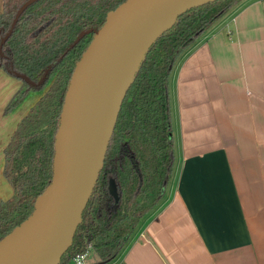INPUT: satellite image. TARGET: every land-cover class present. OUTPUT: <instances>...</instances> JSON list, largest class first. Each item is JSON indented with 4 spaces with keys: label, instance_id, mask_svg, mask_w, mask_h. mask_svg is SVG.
<instances>
[{
    "label": "trees",
    "instance_id": "obj_1",
    "mask_svg": "<svg viewBox=\"0 0 264 264\" xmlns=\"http://www.w3.org/2000/svg\"><path fill=\"white\" fill-rule=\"evenodd\" d=\"M127 1L4 0L0 68L23 83L6 112L50 87L5 151L4 173L14 196L0 204V242L33 215L52 184L56 137L75 69L109 14ZM241 1L218 0L188 11L151 48L122 104L94 193L60 264H74L90 250L98 264L117 263L142 220L164 198L176 163L172 72ZM111 181L117 197L110 193Z\"/></svg>",
    "mask_w": 264,
    "mask_h": 264
},
{
    "label": "crops",
    "instance_id": "obj_2",
    "mask_svg": "<svg viewBox=\"0 0 264 264\" xmlns=\"http://www.w3.org/2000/svg\"><path fill=\"white\" fill-rule=\"evenodd\" d=\"M22 86L0 68V204L14 196L5 151L43 97L7 113ZM170 100L176 181L117 264H264V0L240 2L180 58Z\"/></svg>",
    "mask_w": 264,
    "mask_h": 264
},
{
    "label": "water",
    "instance_id": "obj_3",
    "mask_svg": "<svg viewBox=\"0 0 264 264\" xmlns=\"http://www.w3.org/2000/svg\"><path fill=\"white\" fill-rule=\"evenodd\" d=\"M215 1L128 0L109 14L71 80L52 184L33 215L0 242V264H60L82 223L122 104L146 56L179 17ZM114 188L110 193L117 197Z\"/></svg>",
    "mask_w": 264,
    "mask_h": 264
},
{
    "label": "rangeland",
    "instance_id": "obj_4",
    "mask_svg": "<svg viewBox=\"0 0 264 264\" xmlns=\"http://www.w3.org/2000/svg\"><path fill=\"white\" fill-rule=\"evenodd\" d=\"M242 1H243V0H242ZM242 1H241V2H242ZM239 3H240V2H239ZM239 3H238V4H239ZM238 4H237V5H238ZM237 5L233 6L231 9H229L228 12H227V14H229V13H230V12H231V11L237 6ZM227 14H226V15H227ZM226 15H224L223 17H225ZM223 17H222V18H223ZM207 32H208V31H207ZM207 32H206V33H207ZM206 33H205V34H206ZM205 34H204V35H205ZM204 35H203V36H204ZM203 36H202V37H203ZM202 37H201V38H202ZM199 39H200V38H199ZM52 84H53V80L51 81V84H50V85H52ZM49 87H50V86H48V87L46 88V90H43L42 92H39V93H41L42 95H44L45 92L49 89ZM33 93H38V92H33ZM176 176H177V169H176V166H175V167H174L173 174H172V176H171V179H170V181H169V183H168V186L166 187V191H165L164 198L161 200V202L159 203V205L162 204V202H164L165 196H166L167 192L169 191V189H170V188H173V186H174V184H175V181H176ZM110 187H115L114 189H116L117 196H118V189H117L116 183H115L114 181H111V183H110ZM159 205H158L156 208H158ZM156 208H155V210H156ZM89 252H90V251H89ZM90 253H91V252H90ZM90 253H89L90 256H89V258H88V260H89L88 262H90V261H92V260L95 259V258H94V253H93V252H92L91 254H90ZM117 261H118V260H117ZM115 264H117V263H115Z\"/></svg>",
    "mask_w": 264,
    "mask_h": 264
},
{
    "label": "built area",
    "instance_id": "obj_5",
    "mask_svg": "<svg viewBox=\"0 0 264 264\" xmlns=\"http://www.w3.org/2000/svg\"><path fill=\"white\" fill-rule=\"evenodd\" d=\"M87 254H88V253H87ZM87 254L78 257V258L75 260L74 264H84V261H85V258H86V256H87Z\"/></svg>",
    "mask_w": 264,
    "mask_h": 264
}]
</instances>
